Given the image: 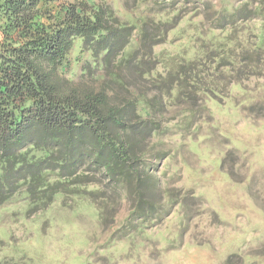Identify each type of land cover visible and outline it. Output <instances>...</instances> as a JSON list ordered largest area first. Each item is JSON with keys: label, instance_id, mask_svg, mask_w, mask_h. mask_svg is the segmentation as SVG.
<instances>
[{"label": "rangeland", "instance_id": "rangeland-1", "mask_svg": "<svg viewBox=\"0 0 264 264\" xmlns=\"http://www.w3.org/2000/svg\"><path fill=\"white\" fill-rule=\"evenodd\" d=\"M107 1L136 28L126 54L147 20L173 21L156 11H181L153 48L155 107L139 105L159 125L139 168L145 206L124 196L100 208L87 197L94 185L45 207L17 193L0 207V264H264V0ZM81 44L71 79L88 61ZM180 70L181 87L171 79ZM166 84L173 98L161 113L156 87Z\"/></svg>", "mask_w": 264, "mask_h": 264}, {"label": "trees", "instance_id": "trees-1", "mask_svg": "<svg viewBox=\"0 0 264 264\" xmlns=\"http://www.w3.org/2000/svg\"><path fill=\"white\" fill-rule=\"evenodd\" d=\"M168 1L182 2L162 3ZM172 6L155 14L175 13L173 21L162 28V21L147 20L139 46L126 54L136 28L107 0H0V207L25 191L45 207L58 194L82 196L89 185L97 189L87 197L100 208L101 198L120 205L124 196L145 206L139 168L159 128L148 116L155 107L151 82L159 78L153 48L179 25L181 11ZM152 25L159 26L153 33ZM77 39L78 60L88 61L71 79ZM204 55L212 56L211 65L216 62L217 54ZM218 65L205 72L214 76ZM181 75H171L179 87ZM156 88L162 113L174 86Z\"/></svg>", "mask_w": 264, "mask_h": 264}]
</instances>
